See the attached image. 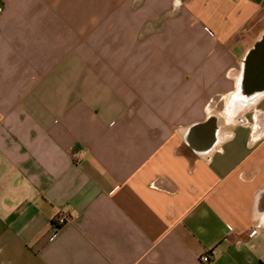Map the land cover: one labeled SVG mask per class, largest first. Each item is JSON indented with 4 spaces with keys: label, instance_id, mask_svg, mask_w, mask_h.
Returning a JSON list of instances; mask_svg holds the SVG:
<instances>
[{
    "label": "crops",
    "instance_id": "obj_1",
    "mask_svg": "<svg viewBox=\"0 0 264 264\" xmlns=\"http://www.w3.org/2000/svg\"><path fill=\"white\" fill-rule=\"evenodd\" d=\"M0 264H264V0H0Z\"/></svg>",
    "mask_w": 264,
    "mask_h": 264
},
{
    "label": "built area",
    "instance_id": "obj_2",
    "mask_svg": "<svg viewBox=\"0 0 264 264\" xmlns=\"http://www.w3.org/2000/svg\"><path fill=\"white\" fill-rule=\"evenodd\" d=\"M66 221L67 219L64 216H61L57 222L59 225H61L64 224ZM200 259L202 263H208L210 261L209 256L207 254L202 255Z\"/></svg>",
    "mask_w": 264,
    "mask_h": 264
}]
</instances>
